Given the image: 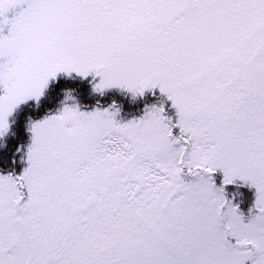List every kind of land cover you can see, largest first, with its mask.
Listing matches in <instances>:
<instances>
[{
  "label": "snow or ice",
  "instance_id": "6c2138e0",
  "mask_svg": "<svg viewBox=\"0 0 264 264\" xmlns=\"http://www.w3.org/2000/svg\"><path fill=\"white\" fill-rule=\"evenodd\" d=\"M0 264H264V0H0Z\"/></svg>",
  "mask_w": 264,
  "mask_h": 264
}]
</instances>
